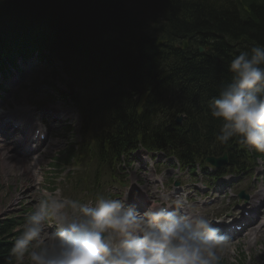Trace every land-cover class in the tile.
<instances>
[{"label": "trees", "instance_id": "obj_1", "mask_svg": "<svg viewBox=\"0 0 264 264\" xmlns=\"http://www.w3.org/2000/svg\"><path fill=\"white\" fill-rule=\"evenodd\" d=\"M3 36L24 60L29 41L49 47L60 71L45 77L65 82L91 122L90 154L102 148L113 160L141 143L192 162L228 148L231 165H238L242 151L232 139V146L218 139L222 121L210 105L231 80L230 62L264 46V0H0ZM183 39L185 51L177 47ZM177 113L186 114L181 127L173 121ZM10 231L2 221L0 264L14 261Z\"/></svg>", "mask_w": 264, "mask_h": 264}, {"label": "clouds", "instance_id": "obj_2", "mask_svg": "<svg viewBox=\"0 0 264 264\" xmlns=\"http://www.w3.org/2000/svg\"><path fill=\"white\" fill-rule=\"evenodd\" d=\"M230 82L212 100L222 121L218 139L264 153V46L241 51L228 66ZM159 199L142 213L124 199L98 196L95 204L44 192L11 248L17 264H219L226 237L213 222L173 199L163 180ZM57 230L45 235L46 223Z\"/></svg>", "mask_w": 264, "mask_h": 264}, {"label": "rangeland", "instance_id": "obj_3", "mask_svg": "<svg viewBox=\"0 0 264 264\" xmlns=\"http://www.w3.org/2000/svg\"><path fill=\"white\" fill-rule=\"evenodd\" d=\"M29 69L24 67V76L25 81L29 83ZM14 92L8 94L3 103L0 104V115L1 110H8L9 106H20L22 103H26L30 97L28 89H15ZM19 97V98H18ZM44 106H51L54 109L58 110H66L63 108L59 101H50L46 103ZM13 111V109H12ZM69 115H72L73 119L77 120L76 113L71 110L69 111ZM76 123V122H74ZM60 122H58V125ZM59 126H53L50 124L47 126L48 132L51 134L57 131ZM15 133L11 134V137H14ZM79 138V134L76 133L75 139ZM12 143L4 146L2 148L0 146V216L12 212L19 211L21 206L20 203H25L26 206H37L40 200L43 198L42 194L44 193L43 186L45 182H43V177L46 172L50 171L53 166H49L51 159L56 155V153L64 147V138L57 137L55 139L50 140L48 145L38 155V158H41L37 164H21L18 157H13L11 154L6 153L9 150V147L12 146ZM55 160L53 159V162ZM94 164H92L93 166ZM172 178H177L173 173L169 175ZM57 180H59L57 178ZM249 181H243L240 186L248 187ZM237 191H233L228 193L226 196H222L216 198V202H213L209 207L210 212L221 211V212H231L237 206L234 202L235 193ZM3 197V200H2ZM211 198V197H210ZM233 198V199H232ZM81 198H79L80 200ZM215 199V198H214ZM89 198L85 199L86 204L89 203ZM6 203V205L3 204ZM12 204V205H11ZM48 233L45 232V235ZM248 239H251L248 240ZM256 238L252 239V236H247L245 240H238L229 246L224 247V252L221 255V260L224 264H239V261L243 259L245 264H250L252 262H258L259 264H264V232H262L261 237L257 240ZM27 257V256H26ZM25 257V258H26ZM24 264H30V262H26L24 260Z\"/></svg>", "mask_w": 264, "mask_h": 264}, {"label": "bare ground", "instance_id": "obj_4", "mask_svg": "<svg viewBox=\"0 0 264 264\" xmlns=\"http://www.w3.org/2000/svg\"><path fill=\"white\" fill-rule=\"evenodd\" d=\"M28 109L26 108V107H24V106H22V108H21V110H20V112H19V114H21V115H26V114H28ZM238 140V139H237ZM20 233H21V231L20 230H17L16 232H14V236L16 235V234H19L20 235Z\"/></svg>", "mask_w": 264, "mask_h": 264}, {"label": "water", "instance_id": "obj_5", "mask_svg": "<svg viewBox=\"0 0 264 264\" xmlns=\"http://www.w3.org/2000/svg\"><path fill=\"white\" fill-rule=\"evenodd\" d=\"M225 158H226V155L224 154L222 157H220L218 159H214V158L210 157V158H207L206 161H209L212 164H216V161H224Z\"/></svg>", "mask_w": 264, "mask_h": 264}]
</instances>
